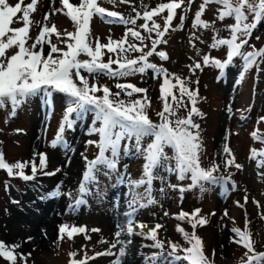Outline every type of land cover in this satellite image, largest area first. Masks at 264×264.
<instances>
[{
	"label": "rangeland",
	"instance_id": "374dc122",
	"mask_svg": "<svg viewBox=\"0 0 264 264\" xmlns=\"http://www.w3.org/2000/svg\"><path fill=\"white\" fill-rule=\"evenodd\" d=\"M8 2L14 5L18 0H8ZM30 2L31 0H23L25 6ZM168 2L170 0H127L123 3L121 0H115L113 4L108 0H98L100 6L106 10L116 11L125 17H135L136 11H139L142 16L143 11L151 10L160 3ZM202 2L203 0H193L187 13H184L182 9L176 10L172 25L165 35L167 43L158 45L156 49V51H165L169 58L162 61L153 54L149 57V62L162 66L169 73H175L181 78L188 77V87L198 89L197 107L203 115L196 116L194 119L200 125L201 166L207 169L215 162L220 164L221 171L214 174L228 175L231 173L232 175L226 184L206 185L205 192L194 188L181 193L179 188H169L168 183L187 186L191 181L189 179L178 181L175 174L161 171L160 175L167 176V181L155 180L152 189V195L158 203L138 208L133 219L135 222L148 226L143 229L145 233L156 224L163 225L158 230L157 238L164 242L165 254L171 251L168 246V242L171 241L180 246L178 254L183 255L182 249L191 245L181 237L177 228L178 226L182 227L189 234L193 232V229L186 220L181 221L176 216L181 211L192 213L193 210L200 209L198 215L206 217L209 223L203 227L197 226L195 234L201 238V251L208 264H245L247 250L242 244L230 242V239H238L231 231L232 228H239L249 235L256 253L264 252V177L258 175V172H264V168L258 169L256 166L257 160H264V157L249 158L251 149H256L258 152L264 150V143L254 140L252 136L255 132L258 137L264 138V120L260 119L264 117V63L260 65L261 71L257 72L253 68L242 79L239 73L243 69V63L239 58H234L235 62L225 69L219 80L217 79L219 70L212 67L205 66L202 71L197 70L195 75L191 74L188 66L196 61L202 63L204 54L220 59L226 57L227 46L210 49L209 45L213 42L214 35H217L218 38H230V32L226 26L234 23L232 18L219 20L218 9L222 6L211 4L206 6L201 16V19L209 22L211 26L207 29L200 27L193 29L195 13L199 10ZM70 3L78 5L80 0H70ZM186 5L187 0H185ZM62 7L60 0H38L37 10L31 14L34 23L30 28L29 35L33 41L37 37L40 27L45 23L43 17L47 13L49 15L48 26L51 27L54 24L61 33L59 40L54 34L51 36L52 43L67 50L61 40L66 39L67 32H74L76 26L63 12L53 14L54 8ZM66 11L67 9H64V12ZM181 15L186 16L184 27L182 30L173 31L172 29L180 25ZM166 16L167 10L165 9L154 17L160 24L161 30H163ZM142 23H144L143 19L137 20V25ZM21 26L20 22L11 25V27ZM126 27H131V25L107 23L100 17H93L90 21V37L93 45L97 38L102 44H107L109 37L112 40H120L124 36ZM140 31L143 35H148L142 29ZM152 38H156L155 32L152 33ZM135 43H139V41ZM144 43L147 45L144 50H150L151 40L146 39ZM249 45H254L256 49L264 47V23L258 25L254 30ZM48 50V47L45 46V54ZM246 50H251V48L246 47ZM15 51L16 49L8 50V55L14 54ZM102 51L104 52L103 62H107L109 56L115 59V54L108 53L107 49ZM197 51L200 53L199 56ZM130 55L135 58L140 53H131ZM80 59H88V57L82 55ZM112 67L116 68L117 65L114 64ZM82 74L88 75L87 73ZM162 80V76L153 78V73L149 69L145 74H136L119 80L106 76L99 77L98 81L90 78V83H97L98 86L106 85L113 93L119 91L115 87L117 82L131 83L137 87L146 88L150 100L147 114L151 120L159 123L157 112L162 110L164 103L160 99ZM197 80L198 84L195 83ZM238 80L239 83H237ZM172 82L175 83L174 80ZM77 83L79 82L77 81ZM173 92L179 97L177 89H173ZM97 95H103L102 91ZM144 95L143 93H134L129 98L122 93L120 98L124 100L142 99ZM66 99L64 94L58 92L50 98L41 93L30 98L13 118L8 119L7 123L5 120L8 118L9 112L0 109V153L3 154L7 163L30 161L34 152L47 153L48 167L46 170L49 172L55 171L57 168L62 171L63 167L65 169L68 166L67 163L71 161L76 163V169L72 173L63 172L61 174L60 171L54 176L38 175L36 180L30 182H24L15 176L9 177L6 170L0 169V242L10 247L23 241L29 242V237L33 240L34 233L43 230V227L40 228V224H38L43 214L49 213V216L52 217L49 241L39 247L27 246L28 248L12 249L17 257L15 264H71L73 259L81 260L85 256L92 257L96 252L108 249L110 243L115 239L114 233L117 231V225L125 223L127 219L125 213L129 211L127 198L124 195L129 189L125 184L118 182L117 173H127L132 180H139L143 173L145 161L142 157L136 156L134 152L128 156L122 154L117 171L110 174L101 171L97 182L89 185L90 191L83 197L86 202L76 209L69 207L70 204L75 203V198H77V188L85 171L84 157L92 160L99 151L95 144L88 145L86 141H98L99 136L88 134L92 114L86 113L82 119L75 117L77 123L72 130L65 132L66 144L64 146H58L55 149L50 146V142L59 129L66 108ZM168 101L172 102L171 97H168ZM184 103L187 104V109L181 108L180 114L187 116L192 105L186 96ZM150 139L147 138L144 143L147 144ZM225 143L231 151V156L222 152ZM167 151L169 155L172 154L171 149ZM106 155L108 154L106 153ZM225 158H234L235 162L241 164L243 168L237 170L234 165H231L225 172L223 170ZM36 162H39L38 158ZM25 172L31 174V166L26 168ZM233 182L236 185L235 190H232L231 187ZM57 184H62L61 193H71V196L62 194L59 198H49L46 194L52 192ZM145 187H140L138 191L143 193ZM161 188H164L163 193L160 191ZM119 195L120 201L117 200ZM246 195L247 203L244 200ZM41 196L44 198L40 199ZM253 200L258 201L260 207H257ZM13 201L19 203H13ZM237 201L244 204V208L237 206ZM140 202L144 203L145 201ZM37 206H39V211L32 213L31 209ZM225 210H227V215H224ZM165 212L168 213L167 216ZM213 212L215 215H212ZM192 219L194 221L196 218ZM62 224L68 225L69 230L72 226H82L86 231L74 234L71 240L68 239L65 232L63 239L58 241V226ZM92 229L100 231L93 232ZM136 231H140V229L137 228ZM102 238L108 243H99ZM123 238L131 240L127 246L125 263L136 260L138 264H144V256H151L153 252L160 251L151 247H142L151 245L153 241L141 236L133 235ZM133 245L135 246L133 247ZM118 248L119 245L113 249V252H118ZM213 250H215V254ZM21 253L24 254V259L20 258L19 254ZM29 253L30 255H28ZM70 253H77V255L70 256ZM251 254L249 253V255ZM113 258L112 256H102L89 260L88 264H111ZM0 264H11V262L0 257ZM157 264H167V261L160 259ZM184 264L187 262L185 261Z\"/></svg>",
	"mask_w": 264,
	"mask_h": 264
},
{
	"label": "snow or ice",
	"instance_id": "6c2138e0",
	"mask_svg": "<svg viewBox=\"0 0 264 264\" xmlns=\"http://www.w3.org/2000/svg\"><path fill=\"white\" fill-rule=\"evenodd\" d=\"M108 2L114 4L115 0H108ZM121 2H127V0H121ZM37 3L38 0H31L25 6L23 0H18L17 3L11 5L8 0H0V109L9 112L5 122L7 123L9 118H13L32 97L41 93L49 98L57 92L64 94L67 98L66 108L59 129L50 142V146L55 149L66 144L65 132L73 129L77 123L75 117L82 119L86 113L92 114L88 134H97L99 140H88L86 144H95L99 151L92 160L84 157L85 171L77 188V198H75L74 204L69 205L73 209L86 202L83 197L89 193V185L97 182L101 171L106 174L117 171L122 154L128 156L134 152L136 156L142 157L145 161L143 173L139 180H132L127 173H117L118 182L125 184L129 189L124 194L127 198L129 211L125 213L127 217L125 223L117 225V231L114 233L115 239L110 243L109 248L103 252H96L92 257L85 256L81 260L73 259L71 264H88L89 260L102 256L114 257L111 264H123L127 256V246L131 243L130 239L125 240L123 237L133 235L153 241L151 245H143L142 247L160 250L153 252L151 256H144V264H157L160 259L167 261V264H184L185 261L187 264H208L201 251V238L195 234L197 226L203 227L209 223L206 217L198 215L200 209H195L192 213L181 211L176 216L181 221L186 220L193 229V232L189 234L182 227L178 226L177 228L191 245L182 249L183 255L178 254L180 246L171 241L168 242L171 251L165 254V244L157 238L158 230L163 225L156 224L155 227L150 228L145 233L143 229L148 226L135 222L133 219L138 208L158 203L152 195V189L155 180L167 181V176L160 175L161 171L167 174H175L178 181L186 179L191 181L187 186L168 183L169 188H179L181 193L194 188H199L201 192H205L207 190L206 185L226 184L232 175L231 173L228 175L214 174L221 171L220 164L215 162L207 169L201 166L200 125L194 119L196 116L203 115L197 107L198 89L188 87V77L181 78L175 73H169L162 66L149 62V57L153 54L162 61L169 58L165 51H156L157 46L167 43L165 35L172 25L176 10L182 9L184 13H187L193 0H187L186 6L185 0H170L168 3H160L156 8L143 11L142 16L139 11L133 9L136 11L135 17H125L116 11H108L100 6L98 0H80L78 5L70 3V0H60L63 7L54 8L53 14L63 12L76 26L74 32H67L66 39L61 40L66 45L67 50L52 43L51 36L54 34L59 40L61 33L54 24L51 27L48 26L49 15L47 13L43 17L45 23L40 27L35 40H32L29 35L30 28L34 23L31 14L37 10ZM211 4L222 6L218 9L219 20L234 19L233 24L226 26L230 32V38H218L217 35H214L213 42L209 45L210 49L227 46L226 57L220 59L204 54L202 63L196 61L188 66L189 72L195 75L197 70L202 71L205 66L212 67L219 70L217 76L219 80L225 69L235 62L234 58L241 59L243 63V69L239 73L241 79L253 68L257 72L261 71L260 65L264 63V47L256 49L254 45H249V40L258 25L264 23V0H203L199 10L195 13L192 23L193 29L197 27L207 29L211 26L209 22L201 19L206 6ZM64 9L67 11L64 12ZM165 9L167 16L164 18V27L161 30L160 24L156 22L154 17ZM93 17H100L107 23L131 25V27H126L124 36L120 40H112L109 37L108 43L102 44L97 38L93 46L90 37V21ZM138 19H143L144 23L137 25ZM185 19L186 16L181 15L180 25L172 30H182ZM16 22L22 23V26L11 27ZM140 29L148 35H143ZM153 32H155V39L152 38ZM146 39L151 40V49L148 51L144 50L147 47L144 43ZM136 41L139 43H135ZM45 46L49 49L46 54L44 52ZM246 47H250L251 50H246ZM10 49H16L14 54L8 55ZM103 49H107L108 53L115 54V59L109 56L107 62H103ZM131 53H140V55L133 58ZM82 55L88 59H80ZM197 55H200L199 51H197ZM114 64L117 65L116 68L112 67ZM149 69L153 73V78L163 77L160 84V99L164 103L162 110L157 112L159 123L151 120L147 114L150 100L146 88H140L131 83L117 82L115 87L119 91L113 93L106 85L98 86L97 83H90V78L98 81L99 77L106 76L110 79L119 80L136 74H145ZM173 80L175 83L172 82ZM239 82L238 80L237 83ZM195 83L198 84L199 81L197 80ZM173 89L178 90L179 97L173 92ZM101 91L103 95H97ZM122 93L129 98L134 93L145 95L142 99L124 100L120 98ZM185 96L192 105L187 116L180 114L181 108L187 109V104L184 103ZM168 97H171V103L168 101ZM46 102L49 101L46 100ZM260 119L264 120V117ZM252 136L254 140H260L264 143V138L258 137L255 132ZM147 138L151 139L145 144L144 141ZM225 139L227 140V137ZM125 141L131 143H122ZM168 149H171V155H169ZM222 152L228 156L232 155L227 143L224 144ZM250 153V159H257V156L264 157V150L258 152L256 149H251ZM37 158L38 163L36 162ZM47 160V153L34 152L30 161H18L9 164L5 161L3 154L0 153V169L6 170L9 177L15 176L24 182H30L36 180L38 175L54 176L61 171L59 168L52 172L47 171ZM231 165H234L237 170L243 168L241 164L235 162L234 158H225L223 170L227 172ZM29 166H31V174H26L25 169ZM256 166L258 169L264 168V160H257ZM258 175L264 177V172H258ZM142 186H146L143 193L138 191ZM6 187L9 186L6 185ZM61 187L62 184H57L56 188L46 195L49 198H59L62 194L71 196V193H61ZM231 187L232 190L236 189L234 182ZM160 191L163 193L164 188H161ZM43 198V196L40 197V199ZM244 200L247 203V195ZM140 201L145 202L141 203ZM13 203L19 202L13 201ZM253 203L260 207L258 201L253 200ZM236 204L244 208V204L239 201ZM165 215L167 216L168 213L165 212ZM212 215L215 213L213 212ZM224 215H227V210H225ZM192 218L196 219L193 221ZM137 228L140 231H136ZM85 231V227L82 226H72L69 230L68 225L62 224L58 226L57 239L58 241L62 240L63 234L66 232L68 239L71 240L74 234ZM91 231L99 232L100 230L92 229ZM231 231L238 239H230V242L242 244L247 250L245 264H264V252L256 253L254 251L249 235L239 228H232ZM46 236L45 233V238ZM86 238L90 239L87 236ZM31 239L29 237L28 241L30 242ZM99 243H108V241L102 238ZM117 245H119L118 252H113ZM18 247L19 245L10 247L0 242V257H4L11 264H15L17 257L12 249ZM213 253L215 254V250ZM249 253L252 254L249 255ZM19 255L21 259L25 258L24 254ZM76 255L77 253H70V256Z\"/></svg>",
	"mask_w": 264,
	"mask_h": 264
},
{
	"label": "bare ground",
	"instance_id": "6f19581e",
	"mask_svg": "<svg viewBox=\"0 0 264 264\" xmlns=\"http://www.w3.org/2000/svg\"><path fill=\"white\" fill-rule=\"evenodd\" d=\"M30 143H32V142H30ZM34 146V145H33ZM36 147V146H35ZM33 153V152H32ZM68 164V166H66V168L64 169V167H63V169H62V171H61V174H63V172L65 173V172H68V173H72V172H74L75 171V169H76V163L75 162H69V163H67ZM78 165V164H77ZM122 195V194H121ZM117 200H119L120 201V195L118 196V199ZM116 204H118V203H116ZM121 204V203H120ZM58 205V204H57ZM117 207V206H116ZM119 207V206H118ZM35 208V209H34ZM34 208H32L31 210H32V213L33 212H36V211H39V206H37V207H34ZM121 209V208H120ZM29 211V208L27 209V212ZM41 211V210H40ZM122 211V210H121ZM43 212V211H42ZM30 213H31V211H30ZM40 215V214H39ZM54 215V214H53ZM56 215V214H55ZM54 215V216H55ZM42 216V215H41ZM54 219V218H53ZM118 219V218H117ZM44 220H46V221H44ZM51 221H52V217H50L49 216V213L47 214V213H44L43 214V217H42V219L41 220H39L38 221V224H40L39 226H40V228H41V226L43 227V230L41 229V230H38L37 232H35L34 233V236H35V238L33 239V240H31L30 242H27V241H23V242H20L18 245H19V249H21V248H25V247H27V246H33V247H39V246H41V245H45L46 244V242H48L49 241V239L51 238ZM121 221V220H120ZM125 221V220H124ZM43 222V224H41ZM46 226V227H45ZM39 228V229H40ZM38 233V234H37ZM45 233L47 234V236H46V238H45ZM135 238H137V237H135ZM139 241V240H138ZM134 242V241H133ZM138 243V242H137ZM139 245V244H138ZM135 245H133V247H134ZM28 248V247H27ZM136 248V247H135ZM142 248V247H141ZM134 249V248H133ZM140 249V248H139ZM127 258V257H126ZM114 259V258H113ZM112 259V260H113ZM134 259H135V256H134ZM139 260H141V259H139ZM126 261V260H125ZM128 261V260H127ZM123 264H138V261H136V260H134V261H128L127 263H125L124 261H123ZM142 264V263H141Z\"/></svg>",
	"mask_w": 264,
	"mask_h": 264
},
{
	"label": "trees",
	"instance_id": "16d2710c",
	"mask_svg": "<svg viewBox=\"0 0 264 264\" xmlns=\"http://www.w3.org/2000/svg\"><path fill=\"white\" fill-rule=\"evenodd\" d=\"M94 46V45H93ZM179 233L181 234V237L184 238V234L182 232L179 231Z\"/></svg>",
	"mask_w": 264,
	"mask_h": 264
}]
</instances>
